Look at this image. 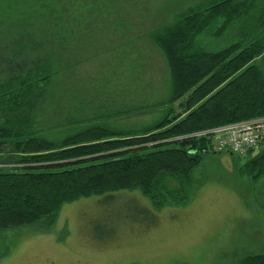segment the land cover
Masks as SVG:
<instances>
[{"label":"trees","instance_id":"1","mask_svg":"<svg viewBox=\"0 0 264 264\" xmlns=\"http://www.w3.org/2000/svg\"><path fill=\"white\" fill-rule=\"evenodd\" d=\"M137 1L0 0V233L51 228L63 205L121 191L138 190L156 210L182 206L193 172L216 155L213 134L203 133L264 117V71L256 65L264 56V0H187L168 23L145 33L167 74L166 95L150 106L161 114L149 126L114 127L108 118L124 111L101 114L80 104L75 68L88 55L109 54L114 33L133 32ZM93 31L101 40L88 42ZM138 38L123 47L137 53ZM137 79L128 87L136 89ZM44 111L56 118L53 126H42ZM249 155L240 174L256 182L264 177V135ZM236 264H264V252Z\"/></svg>","mask_w":264,"mask_h":264},{"label":"rangeland","instance_id":"2","mask_svg":"<svg viewBox=\"0 0 264 264\" xmlns=\"http://www.w3.org/2000/svg\"><path fill=\"white\" fill-rule=\"evenodd\" d=\"M186 1L138 0L131 18L136 26L133 32L124 38L114 33L109 54L88 55L87 61L75 68L84 99L80 104L84 102L87 109L101 114L124 111L107 120L124 130L154 123L161 113L150 106L165 92L167 74L160 53L144 35L168 23ZM235 33L215 42V47L227 46ZM138 35L132 43L137 53L135 49L131 54L123 46L128 37ZM99 38V32L93 31L88 42ZM106 63L110 65L108 74ZM256 65L264 71V56ZM127 69L135 75L129 77ZM132 76L140 81L136 89L128 87ZM77 80L72 78L71 87L68 85L72 89L69 98L74 100L78 97ZM105 90L110 97L103 94ZM60 104L74 114L72 104ZM133 108L144 110L135 116L129 112ZM42 116V126L55 124L56 118L49 112ZM250 157L223 152L206 156L193 172L187 203L182 206L156 210L138 190L65 204L51 228L38 224L0 233V264H236L245 254L263 253L264 177L253 182L240 174Z\"/></svg>","mask_w":264,"mask_h":264},{"label":"built area","instance_id":"3","mask_svg":"<svg viewBox=\"0 0 264 264\" xmlns=\"http://www.w3.org/2000/svg\"><path fill=\"white\" fill-rule=\"evenodd\" d=\"M214 134V150H230L244 156L259 149L264 134V118L217 129Z\"/></svg>","mask_w":264,"mask_h":264},{"label":"bare ground","instance_id":"4","mask_svg":"<svg viewBox=\"0 0 264 264\" xmlns=\"http://www.w3.org/2000/svg\"><path fill=\"white\" fill-rule=\"evenodd\" d=\"M227 127V126H226Z\"/></svg>","mask_w":264,"mask_h":264}]
</instances>
